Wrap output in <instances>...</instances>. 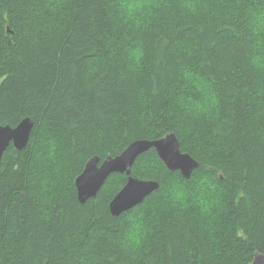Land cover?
I'll return each instance as SVG.
<instances>
[{
  "label": "trees",
  "instance_id": "16d2710c",
  "mask_svg": "<svg viewBox=\"0 0 264 264\" xmlns=\"http://www.w3.org/2000/svg\"><path fill=\"white\" fill-rule=\"evenodd\" d=\"M264 0H0V127L30 118L0 165V264H252L264 256ZM144 53L133 67L128 53ZM216 97L198 111L204 93ZM175 134L190 179L151 150L132 176L160 183L113 218L127 183L96 199L75 181L93 157ZM180 191L184 199H173ZM148 229L138 249L131 223Z\"/></svg>",
  "mask_w": 264,
  "mask_h": 264
},
{
  "label": "water",
  "instance_id": "95a60500",
  "mask_svg": "<svg viewBox=\"0 0 264 264\" xmlns=\"http://www.w3.org/2000/svg\"><path fill=\"white\" fill-rule=\"evenodd\" d=\"M30 118L23 120L17 127H0V165L10 146L23 151L29 145L34 128ZM154 150L166 168L174 173L179 172L184 179H190L200 167L190 154L181 151V144L175 134H169L156 141L139 140L129 145L119 156H109L104 161L96 156L90 159L75 181L78 201L85 205L96 199L101 189L114 174L126 175L127 183L110 203L109 209L113 218H119L141 205L147 197L160 189V183L144 181L132 176V169L142 155ZM252 264H264V256L256 254Z\"/></svg>",
  "mask_w": 264,
  "mask_h": 264
},
{
  "label": "clouds",
  "instance_id": "9594fccd",
  "mask_svg": "<svg viewBox=\"0 0 264 264\" xmlns=\"http://www.w3.org/2000/svg\"><path fill=\"white\" fill-rule=\"evenodd\" d=\"M258 51L253 54L250 59V64L253 69L264 72V40H258L257 42ZM144 53L141 49L137 48L128 53V59L132 62L133 67H139L143 59ZM216 104V97L209 91L204 93V98L201 103L196 104L195 108L198 111L207 112L211 107ZM185 194L180 191L173 193V199L182 200ZM148 229L143 223L142 218L134 220L125 236L126 245L135 250L138 249L143 241L146 239Z\"/></svg>",
  "mask_w": 264,
  "mask_h": 264
}]
</instances>
